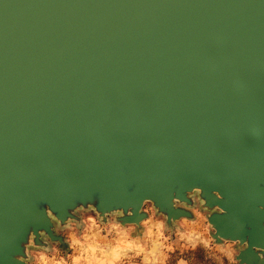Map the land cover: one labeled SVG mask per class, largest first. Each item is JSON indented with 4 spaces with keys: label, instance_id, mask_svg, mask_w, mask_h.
Returning a JSON list of instances; mask_svg holds the SVG:
<instances>
[{
    "label": "water",
    "instance_id": "obj_1",
    "mask_svg": "<svg viewBox=\"0 0 264 264\" xmlns=\"http://www.w3.org/2000/svg\"><path fill=\"white\" fill-rule=\"evenodd\" d=\"M195 191L264 264L225 238L264 247V0H0V264L47 205L172 223Z\"/></svg>",
    "mask_w": 264,
    "mask_h": 264
},
{
    "label": "clouds",
    "instance_id": "obj_2",
    "mask_svg": "<svg viewBox=\"0 0 264 264\" xmlns=\"http://www.w3.org/2000/svg\"><path fill=\"white\" fill-rule=\"evenodd\" d=\"M259 208L264 212V204ZM98 209L97 202H80L62 217L47 205L45 213L50 229L43 227L29 231L23 243V253L15 256L16 264H166L168 257L156 252L157 242L166 244L173 236L185 240L180 227L156 219L155 210L142 221H125L120 217L125 213L129 218L133 217L136 213L134 206L123 208L122 212ZM225 238L250 243L251 250L264 261V247L252 244L250 238ZM218 243L223 244V241L218 240ZM167 251L174 249L168 248ZM239 259L247 264L242 255ZM178 264H185V261L179 259ZM228 264H231L230 260Z\"/></svg>",
    "mask_w": 264,
    "mask_h": 264
},
{
    "label": "rangeland",
    "instance_id": "obj_3",
    "mask_svg": "<svg viewBox=\"0 0 264 264\" xmlns=\"http://www.w3.org/2000/svg\"><path fill=\"white\" fill-rule=\"evenodd\" d=\"M191 197L193 201L191 205L179 202L177 205L189 209L193 213V217H182L172 222L180 227L185 234V240L173 236L166 244L163 241H158L157 254L163 253V256L168 257L166 264H178L179 259H183L185 264H228V260L231 261V264H239L236 256L243 246L234 241L224 240L223 244L216 242L212 237L215 230L208 222V216L213 210L204 206L198 191L192 193ZM153 210L157 213L156 219L165 220L167 223L166 215L159 212L152 202H146L144 211L148 213V216L152 215ZM101 242L107 243V241ZM168 248H172L174 251L169 252ZM223 257H227L228 260Z\"/></svg>",
    "mask_w": 264,
    "mask_h": 264
}]
</instances>
